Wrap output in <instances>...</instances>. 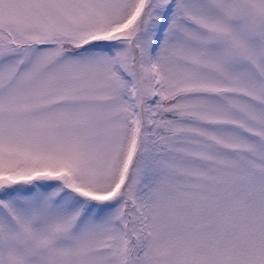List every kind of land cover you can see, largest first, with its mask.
I'll use <instances>...</instances> for the list:
<instances>
[{
    "label": "snow or ice",
    "instance_id": "6c2138e0",
    "mask_svg": "<svg viewBox=\"0 0 264 264\" xmlns=\"http://www.w3.org/2000/svg\"><path fill=\"white\" fill-rule=\"evenodd\" d=\"M0 264H264V0H0Z\"/></svg>",
    "mask_w": 264,
    "mask_h": 264
}]
</instances>
